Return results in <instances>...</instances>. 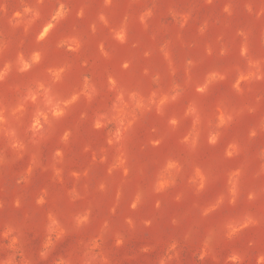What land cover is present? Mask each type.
Wrapping results in <instances>:
<instances>
[{
	"label": "rangeland",
	"instance_id": "1",
	"mask_svg": "<svg viewBox=\"0 0 264 264\" xmlns=\"http://www.w3.org/2000/svg\"><path fill=\"white\" fill-rule=\"evenodd\" d=\"M0 264H264V0H0Z\"/></svg>",
	"mask_w": 264,
	"mask_h": 264
}]
</instances>
